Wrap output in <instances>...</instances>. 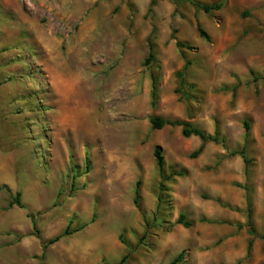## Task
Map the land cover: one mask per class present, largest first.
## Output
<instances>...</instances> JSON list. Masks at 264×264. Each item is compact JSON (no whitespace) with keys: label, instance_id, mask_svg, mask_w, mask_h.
<instances>
[{"label":"rangeland","instance_id":"rangeland-1","mask_svg":"<svg viewBox=\"0 0 264 264\" xmlns=\"http://www.w3.org/2000/svg\"><path fill=\"white\" fill-rule=\"evenodd\" d=\"M151 1L0 0V264H264V10Z\"/></svg>","mask_w":264,"mask_h":264},{"label":"trees","instance_id":"trees-1","mask_svg":"<svg viewBox=\"0 0 264 264\" xmlns=\"http://www.w3.org/2000/svg\"><path fill=\"white\" fill-rule=\"evenodd\" d=\"M155 0L151 1V4H154ZM197 7H200L201 9H203L205 12H210L211 10H218L221 8L222 3L218 2V3H214V4H200V3H196L194 1H192ZM247 14V13H245ZM198 32L201 36L208 38L206 32L198 25ZM148 46H149V52H148V56L145 59V63L148 64L153 60L154 57V53H153V42L149 39L148 40ZM183 76V71L180 72V85L184 86L185 85V81ZM151 96H152V102L155 103L156 100V89L155 86H153L152 88V92H151ZM150 123L153 129H161L166 125H178V126H182V134L185 137H190V136H197L201 139L202 144L193 152L192 156H197L198 154H200L203 150L204 147V143L206 141H217L218 137L217 135H210L205 133L202 129H200L198 126L193 125L192 123H190L189 121L186 120H170V119H166L162 116H152L150 117ZM245 124V129H246V133L249 130V125L247 122L244 123ZM239 154L242 156L243 161L246 165H248L249 160L247 158L246 152L244 151V149L239 151ZM154 157L156 159V163L158 165V168L161 172V175L163 176V172H164V165H165V161H164V157L162 154V148L161 146L157 145L154 149ZM14 204L22 206L21 202H20V194L17 193L14 201ZM135 203L137 204V199L135 200ZM29 217L32 220V226L34 231L37 233L38 228H37V223L33 217V215H29ZM177 223L183 224L185 226H189L192 224V222L186 220V216L183 213H180L178 218H177ZM251 232H253V228L251 227ZM69 233V224L67 225V227L65 228L64 232L54 238L49 239L47 242H45L44 247H46L47 245H50L54 242H56L57 240H59V238L62 235H67ZM251 244L252 241H250L249 246H248V250L251 248ZM126 256H124L121 261L118 264H123L126 260ZM183 259V252H180L178 254V256L172 260L169 264H177L178 262H180Z\"/></svg>","mask_w":264,"mask_h":264},{"label":"crops","instance_id":"crops-1","mask_svg":"<svg viewBox=\"0 0 264 264\" xmlns=\"http://www.w3.org/2000/svg\"><path fill=\"white\" fill-rule=\"evenodd\" d=\"M242 3L247 5V7L253 11L262 12V10H264V2L262 0H249L248 2L247 0H243ZM261 16L263 15L261 14Z\"/></svg>","mask_w":264,"mask_h":264}]
</instances>
